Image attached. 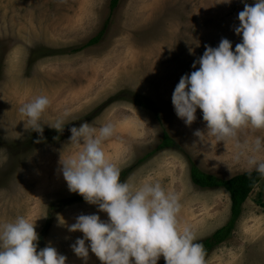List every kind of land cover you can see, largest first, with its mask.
<instances>
[{
  "label": "rangeland",
  "instance_id": "1",
  "mask_svg": "<svg viewBox=\"0 0 264 264\" xmlns=\"http://www.w3.org/2000/svg\"><path fill=\"white\" fill-rule=\"evenodd\" d=\"M111 1L0 0V224L19 216L36 221L37 250L50 244L66 264H85L71 249L83 234L69 232L60 219L67 225L81 214L108 219L97 206L77 201L82 196L69 191L60 172V158L77 151L69 139L73 126L110 124L113 134L102 145L106 157L120 175L132 168L121 181L158 182L178 194L179 226H191L198 243L228 224L232 201L226 189L197 187L193 165L225 179L254 171L244 159L236 161L235 142H199L193 133L206 130L202 111L186 126L171 98L206 46L227 38L234 49L241 42L234 32L238 13L255 0H121L113 13ZM39 95L50 100L42 138L24 127L19 112ZM60 118L62 133L47 126ZM164 133L175 147L150 155ZM256 136L264 137V130L243 129L239 139ZM257 155L264 160V151ZM86 264L101 261L89 252ZM158 264H165L162 256ZM204 264H264V180L231 236Z\"/></svg>",
  "mask_w": 264,
  "mask_h": 264
},
{
  "label": "clouds",
  "instance_id": "2",
  "mask_svg": "<svg viewBox=\"0 0 264 264\" xmlns=\"http://www.w3.org/2000/svg\"><path fill=\"white\" fill-rule=\"evenodd\" d=\"M237 19L234 32L241 42L234 49L227 38L217 47L206 46L192 64L195 70L180 78L171 100L176 116L186 126L197 120L198 109L202 111L206 130L193 133L199 142L206 137L235 142L236 161L244 159L249 170L264 176V160L257 155L264 151V137L239 139L243 129L264 130V0L245 3ZM49 105V98L39 95L19 108L24 127L41 138V118ZM47 126L62 133L64 119ZM70 132V143L77 151L60 158V172L70 192L108 217L102 220L98 214H81L71 225L60 219L69 232L83 234L71 245L78 258L86 264L91 252L101 264H158L161 256L165 264H204L203 247L191 226H179L178 194L158 182L121 181L120 169L102 147L113 134L110 124L97 128L83 122ZM35 229L36 221L25 216L0 224V264H66L67 257L50 244L37 250Z\"/></svg>",
  "mask_w": 264,
  "mask_h": 264
},
{
  "label": "trees",
  "instance_id": "3",
  "mask_svg": "<svg viewBox=\"0 0 264 264\" xmlns=\"http://www.w3.org/2000/svg\"><path fill=\"white\" fill-rule=\"evenodd\" d=\"M121 0H112L111 1V13H113L119 5ZM108 20L106 27L109 25ZM105 30L101 32L99 36H97L94 40H92L89 45H93L98 43L103 35ZM135 102V101H134ZM138 103L139 101L136 100ZM175 147V142L167 133H164L162 143L160 146L150 155H155L158 151ZM132 168L124 171L120 175V179L123 180L131 174ZM192 181L193 183L202 189H226L232 201L231 208V219L227 225L218 230L212 237L202 241L200 244L203 247L204 251V262L208 259L210 253L214 250L215 247L219 246L223 242H225L232 234L237 221L242 215L243 206L245 202L250 197L251 193L255 190V188L264 180V176H261L256 171L247 172L238 176H235L231 179L220 178L213 174L204 172L198 168V166L192 167ZM77 201L85 202L83 197L77 199Z\"/></svg>",
  "mask_w": 264,
  "mask_h": 264
}]
</instances>
